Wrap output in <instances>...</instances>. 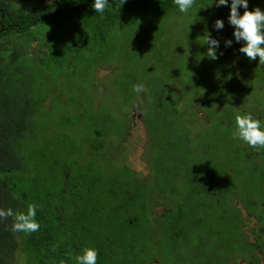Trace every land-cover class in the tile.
Listing matches in <instances>:
<instances>
[{
  "label": "trees",
  "instance_id": "obj_1",
  "mask_svg": "<svg viewBox=\"0 0 264 264\" xmlns=\"http://www.w3.org/2000/svg\"><path fill=\"white\" fill-rule=\"evenodd\" d=\"M251 1L254 0H249V3ZM24 2L23 8H11L8 3L0 1V208L26 212L30 204L36 203L39 206L36 219L40 228L31 234L17 233L11 230L12 218L0 221V264H75L74 257L86 247L98 250L97 264H155L157 257L147 256L149 250L144 244L155 241L156 235L160 237V242L169 246L173 239H179L176 228L184 222L190 227L212 223L209 232L215 243L221 235L227 249L226 262L233 259L231 250L234 247H241L239 257L243 258V254L244 257L249 256L246 250L252 246L249 237H246L248 230L244 229L246 219L243 211L252 212L256 200L242 195L246 191L261 193L264 186V173L254 162L259 158L258 154L253 148L247 149L242 141L226 140L224 158L230 165L224 168V162L219 163L222 155L216 154L204 161L206 150L202 149L206 147H198L199 151L190 148V141L199 137L219 136L220 124L202 123L200 111V100L207 99L208 95L205 89L211 90L212 87L203 68V54L208 46L200 51L196 59L189 61L191 69L200 74L198 83L191 88L188 84H172L173 89H169L168 96L170 100L165 101V91H157L156 88L154 91L155 83L142 81L143 74L151 75L156 67L164 76L179 74V69L170 64V53L166 51L170 48L168 43L172 46V41L177 42L180 37L170 39L164 34V19L195 16L197 24H204L205 37L211 33L213 38L217 36L216 39H220L219 51L223 55L219 59L225 61V58L232 57L222 43L232 38L233 30L230 31L227 20L229 8H206L211 0H196L194 9L184 14L178 10L174 0H125L121 7L119 0H114L113 7L100 15L92 8L93 0ZM216 19L224 20L223 30L213 28ZM60 20L72 22L69 26L64 25L69 43L66 49L73 57L68 67L78 61L87 63L83 72H86L91 88L102 83L97 77L98 69L109 67L111 74L115 73L121 79L113 86L118 89L115 99L119 101L122 98L126 102L125 107L132 109V99L136 97L134 85H145L144 93H136L142 99V124L146 133L144 153L167 146L183 149L184 160L199 158L196 160L198 166L191 167L189 171L183 170L175 159L186 175L184 179L173 178L175 172L168 177L169 174L154 163L163 174H160L156 184L150 180L144 188L133 177L135 172L128 164L127 172L114 169L101 172L96 161L88 157L91 154L85 151L84 145L76 142V135L86 130L94 131L101 137L106 133L102 129L103 123L91 114L90 107L76 102L79 96L75 98L71 92H62L60 89L64 88L59 83H54V86L48 83L55 92L51 90L48 97L44 95L47 88L44 84L47 78L45 69L56 63L61 66L63 58L66 59L64 53L52 47L48 42L52 39L44 40L42 47L36 44L31 66L28 67L25 62L29 56H24L21 45H10L12 40L6 37L11 32L26 34L39 23H59ZM158 34L163 35L159 37L161 42ZM145 48L152 56V64L142 69L139 59ZM188 48L191 53L196 50V47ZM90 53L100 57L91 59ZM52 57L56 58L52 61ZM84 57L89 59L84 60ZM235 66H228L230 74L224 76L228 83L226 93L232 92L237 99V95L243 93L232 88ZM209 68L213 70L216 65L211 63ZM75 74L59 71L57 76L66 79ZM77 92L83 96V89ZM182 92H187L185 102ZM196 96H199L198 106L191 101ZM186 105L189 111L184 108ZM80 108L82 113L76 114V118L67 113L68 109L77 113ZM40 109L45 110V118L48 114L52 116L48 118L50 121L45 122V118L37 120ZM108 110L102 109L101 113L98 110L97 113L109 114L111 111ZM206 114L219 115L212 110ZM129 115L130 112L125 119L127 127L118 126V132L124 133L125 138ZM76 126L80 131L70 134L69 130ZM100 147L98 142L94 152ZM152 170L149 169L150 173ZM160 182L167 188L163 194L157 189ZM159 200L166 202V207L160 212L156 210ZM259 209L257 215L262 218L264 206L259 205ZM162 225L176 227L175 232L166 231L163 234ZM155 227H160V231L156 232ZM161 236L167 239H161ZM256 242L254 248L260 244L258 240Z\"/></svg>",
  "mask_w": 264,
  "mask_h": 264
},
{
  "label": "rangeland",
  "instance_id": "obj_2",
  "mask_svg": "<svg viewBox=\"0 0 264 264\" xmlns=\"http://www.w3.org/2000/svg\"><path fill=\"white\" fill-rule=\"evenodd\" d=\"M3 3H8L11 8H23V4H25V0H0ZM41 0H34V2H40ZM250 10H252L254 7H260L262 10H264V0H254L250 3ZM229 11V9H228ZM241 12V11H240ZM228 13V12H227ZM243 12H241L242 14ZM229 14V13H228ZM192 16V15H191ZM190 17V16H189ZM195 17V16H194ZM194 17L191 18H171V19H164L163 20V30H165L164 34L167 35L170 39L174 36H177V38L180 37V40L176 42V40L172 41V46L168 43L169 47L166 51L169 54V62L172 66H175L177 69H179V74H176L175 76L172 74H167L164 76L160 71L159 68L156 67L155 71L151 73V75H144L142 77L143 83L147 81H151L155 83L154 91H165L166 93V99L165 101L170 100L168 98L169 96V89H173L171 86L172 84H188V86L194 87L199 80L200 74L195 72L190 67L191 60L196 59L200 55V51H203L204 48H206L207 45H205V40L207 37L204 36L203 30H204V24H197ZM11 22V20L9 19ZM72 24L71 21H65L60 20L59 23L52 22V23H39L38 25H35L28 33L26 34H19L16 35V33L8 34L6 37L11 38L12 43L10 45H21L22 49L24 50L25 57L29 56L28 61L26 60V65L29 67L31 66V57L34 54L35 50L34 48L42 47L44 40L52 39L48 42L52 45L53 48L60 50L64 53L66 56V59L63 58L64 62L61 64L56 63L52 67L50 66V69H45L46 79L44 81L45 86L47 87L44 95L47 96L50 94L51 90L52 93L54 91V83H59L61 87L64 89H60L62 92H71V95L76 98L79 96V99L76 100L80 105L82 106H88L90 107V112L92 115H95L98 120H100L104 126H102V129L105 131L106 135L103 137L98 136L96 132L86 130L85 132H80L81 135L78 136L77 139L75 138L76 142L80 145H84V149L86 152L91 154V156H88L90 159H93L96 161L95 163L98 165V169L102 172L104 170L112 171L114 170H124L126 171V164H128L133 171L135 172V177L138 180V184L142 187L148 186L146 182L153 181V184L157 183V181L160 180V174H163L162 172H159V170L155 167V164H157V167L163 171L169 174L168 177L172 174V172H175V176L173 178L177 179H184L186 175L182 173V170L180 168L181 164L183 167V170H190L191 167H196L198 164L196 163V160H200L199 158L193 159V161L188 158L187 160L182 159V154H184V150L176 149V148H168L167 146L164 148L156 147L154 150L150 149L149 151H146L144 153L143 146L146 142V134L143 129L142 119L138 116L143 114V108L141 107L142 99L140 98V95H136V97H133V108L130 109L126 108V102L125 100L119 99L117 101L115 98V95L117 94L116 90L117 87H113L115 83L121 82L119 75L113 73L111 74L112 70L109 67H102L98 69V80L102 81L100 85L96 84L95 88H91L90 84L88 83V77L86 76V72H83L86 68V64H83L82 61H78L76 63H73L68 67V65L71 63V51L69 49H66V45L68 43V39H66L65 30L67 29L66 26ZM15 25V24H14ZM189 26V28H188ZM230 31H232V27L230 26ZM14 31V30H13ZM162 34H158L159 37H162ZM217 38V36L215 37ZM231 39V38H229ZM163 39L162 41H164ZM220 40V39H219ZM159 42H161V39H159ZM224 44V42H222ZM37 44V45H36ZM234 46L230 49V47H226V51L231 54L232 57L235 58L234 61L224 62V66H232L237 64H240V66L237 68V79L234 80V83L238 87V90L240 95H233L232 92L229 93V91L226 93L225 88L226 85H228L225 76L229 75L231 69L228 67L226 69H222V67L214 68L213 74L210 77V71L208 70L209 63H212L213 60H210L206 57V53L203 54V68L205 70V77L208 80H212L213 84L216 85L213 89L208 91L207 99L202 98L201 101V112L209 113L210 110H212L213 113L219 114L218 118L216 119V122L212 120L211 123L216 125V123L219 125L220 130L218 131L219 136H211L208 138V136L205 137H199L195 141H190L191 143V149L198 150V147H206V150L203 153V160L207 161L210 159L211 156L220 154L222 159L219 161V163L224 162L223 166L224 168L229 167V162L224 158L225 148L224 143L226 140H237L234 138L233 133L235 131L234 129V122L235 117L237 115H243L246 112H250L254 115L256 118L264 119V64H259L258 59L249 61L243 54L239 53L238 49L241 47L240 45L233 43ZM45 46V45H44ZM162 46L164 44L162 43ZM194 49L196 47L195 52H190L189 48ZM151 49V48H150ZM179 53V54H178ZM142 57L139 59L142 69H146L151 66L152 62L151 60V54L148 52V48H145L143 50V53L141 54ZM89 58L96 59L100 57V55L90 53ZM56 57H52V61ZM88 57H84V60H88ZM90 61V60H89ZM255 62V63H254ZM91 64L92 63H88ZM105 64V63H104ZM258 68H255L254 65ZM169 66V65H168ZM68 67V68H67ZM158 68V69H157ZM180 69L182 72H180ZM59 71L61 72H71L76 73L72 78H66L62 79L57 76V73L59 74ZM236 71V70H235ZM217 73L219 74L220 78L216 79ZM110 74V75H108ZM108 75V76H106ZM141 76V75H140ZM140 76L139 79H140ZM119 77V78H118ZM158 79V80H157ZM53 80V81H49ZM70 82H67L69 81ZM162 80V81H160ZM55 81V82H54ZM159 81V82H158ZM48 83H53V86H50ZM64 84V85H62ZM66 84V85H65ZM59 86V87H60ZM97 87V88H96ZM50 88V90H49ZM156 88V90H155ZM232 88H234L232 86ZM83 89V96H80V94L77 92V90ZM85 89V90H84ZM102 91V93H101ZM98 92V93H96ZM183 94V101H186L187 92H182ZM220 93V94H218ZM130 95H133L131 93ZM245 95V96H243ZM48 97V96H47ZM68 97V95H66ZM131 97V96H130ZM55 98V96H53ZM52 102H55L56 99H51ZM197 98H192V102L198 101ZM206 100L210 101V103H205ZM132 106V104H131ZM187 106V105H186ZM105 107V108H104ZM214 107V108H213ZM148 108V107H147ZM189 111V106L184 107ZM102 109H110L108 111H111L109 114H99L102 112ZM99 110V113L97 111ZM186 110V111H187ZM67 111V110H66ZM145 111L146 107H145ZM65 111L63 110L62 113ZM69 112L71 118H76V114H81L82 109L80 108L78 112ZM122 112L125 114H122ZM130 112V115L128 116L129 124H128V131L125 138L124 133L118 132V126H122L123 129L127 127V121L126 115ZM219 112V113H218ZM45 110L40 109V112L37 114V120L41 121L45 118ZM195 116V111L194 114ZM52 116L48 114V116L45 118V122L50 121L48 118ZM203 122L206 123V116L202 117ZM112 120L111 124H108L107 122ZM131 120V121H130ZM38 122H36L37 124ZM75 123H77L75 121ZM224 126V127H222ZM80 131V128L78 126L74 128H71L69 130L70 134L76 133ZM88 132V133H86ZM202 135V134H199ZM225 136V137H223ZM91 137V139H89ZM87 138V140H86ZM202 140V142H201ZM98 142L100 143L101 147L97 152H94ZM122 142V143H121ZM144 142V143H143ZM201 142L200 145L196 146L197 143ZM215 142V143H214ZM173 144H175L173 142ZM118 147V149H116ZM246 148L251 149L248 145H246ZM256 154H258L259 158L254 160L255 163H257L258 168L262 170V173H264V149H254ZM144 153V154H143ZM142 155V156H141ZM174 156V157H173ZM235 159V157H233ZM146 160V162L144 160ZM175 159L179 162L176 163ZM148 160V161H147ZM236 160V159H235ZM70 161V160H69ZM68 161V164H70ZM72 163V162H71ZM151 165H150V164ZM218 163V164H219ZM96 165V166H97ZM127 165V166H128ZM153 168L152 173H150L149 169ZM127 172V171H126ZM149 174V175H148ZM148 175V176H146ZM158 176V177H156ZM157 189L160 193H165L167 188L164 186L161 182L158 184ZM261 193L257 191H246L242 195L243 197H248L249 199L256 200L253 207V212L250 213V216L247 215L243 211L244 218H246V225L251 226L255 224V219L253 215H257L260 213L259 205L264 206V186L261 189ZM144 195V192L142 193V197ZM174 198V197H173ZM260 203V204H258ZM166 202L164 203L163 200L158 201V206H156L157 211H161L163 207L165 208ZM243 210V209H242ZM251 210V209H250ZM252 211V210H251ZM264 212V211H263ZM176 216V214H174ZM177 217V216H176ZM262 220L264 221V216H262ZM183 219V217H182ZM184 220V219H183ZM181 227H171L169 225H162V233L164 234L166 231L171 232L172 234L175 232L178 233L179 239H173L171 242L168 243L169 246H167L165 243H162L159 241V236H154L155 241H148L144 246L149 250L147 252V256L150 257H157L155 264H228V261L226 262V248L224 245V241L220 235V240L216 241V243L213 241V235L209 232L210 227L213 226L212 223H206L204 226L198 227H190L185 224ZM262 225L260 226V228ZM264 227V226H263ZM156 232L160 231V227L154 228ZM263 234H255L254 236L256 238H260V244H264V239L260 236ZM161 239H167L163 238L161 236ZM143 246V247H144ZM239 246V245H238ZM209 248L210 250L213 249L212 252H209L207 250ZM238 249H232L231 250V256L233 258L239 257L241 254V247H237ZM18 261V259H17ZM24 263V262H23ZM16 264V263H15Z\"/></svg>",
  "mask_w": 264,
  "mask_h": 264
},
{
  "label": "clouds",
  "instance_id": "obj_3",
  "mask_svg": "<svg viewBox=\"0 0 264 264\" xmlns=\"http://www.w3.org/2000/svg\"><path fill=\"white\" fill-rule=\"evenodd\" d=\"M124 3L125 0H119V7ZM174 3L181 13L188 14L194 9L196 0H174ZM92 5L95 13L103 15L108 8L113 7L114 0H93ZM210 6L229 8L227 20L233 31L232 38L224 40V46L231 47L233 43L240 44L239 53L249 61L258 59L259 64H264V10L260 7L248 10L249 0H211L206 8ZM240 9H244L242 14ZM224 27L223 19L215 20L213 25L215 30H223ZM205 45L208 46L206 57L210 60L215 61L219 59L220 55H223V52L219 51L220 40L213 38L211 33H208ZM215 78H220L218 73ZM145 90L143 83L134 85V91L137 94L144 93ZM234 129L235 139L244 142L251 148L264 149V119L256 118L252 113L246 112L235 117ZM38 207L36 203H32L26 212H17L12 208H0V221L12 218V231L25 234L35 233L40 228V223L36 219ZM98 255L96 248L86 247L81 254L74 257L75 264H97Z\"/></svg>",
  "mask_w": 264,
  "mask_h": 264
},
{
  "label": "flooded vegetation",
  "instance_id": "obj_4",
  "mask_svg": "<svg viewBox=\"0 0 264 264\" xmlns=\"http://www.w3.org/2000/svg\"><path fill=\"white\" fill-rule=\"evenodd\" d=\"M229 60L230 61H234L235 58L229 56V57L225 58V61L218 59V60L213 61L212 64H215L216 68H218V69L220 67H222V69H226V67L224 66L223 63L226 62V61L229 62ZM210 65H211V63H209V65H208V70L210 71V77H211V75L213 74V72H212L213 70L209 68ZM235 65L236 66H235V68L232 71V73L234 74V76H233L234 78H233L232 82H233L234 89L238 90V87H237L236 84H239V82L238 83H234V80L238 78L237 77L238 76L237 75V68L240 66V64H237V62H236ZM211 79H212V77H211ZM212 80H208L209 83L212 85L211 89L216 87V85L213 84ZM209 90L210 89H205L206 93ZM218 94H220V93H218ZM196 98L199 99V96H196ZM194 103H196L197 106H198L200 101L198 100V101H195ZM190 109H192V108H190ZM201 116L202 117L206 116V123H209V122H212L211 118H213V120H215V119L218 118L219 115L210 116L209 114H206L205 112H201ZM138 117L142 119L143 115H139ZM143 148H144V146H143ZM251 213H253V211ZM246 214L250 216V213H246ZM258 216L259 215H255V214L253 215V217H254V219L256 221L254 225H251V226L245 225V227H244L245 230H248V232L246 234V237H249V242H250V245L252 246L250 249L248 248V250H246V251H248L250 258H248L249 256H245L244 257L245 254H243L242 255L243 258H241V257L233 258L232 260L228 261V264H264V244H258L259 246L254 248V246H256V244H257L256 240L260 241V238H256L254 236L255 234H258V235L260 233L263 234V235H260V236L264 239V227H263L264 226V221L262 220L263 217L261 218V216H259V217ZM261 225H262V227L260 228ZM251 251H253V252H251Z\"/></svg>",
  "mask_w": 264,
  "mask_h": 264
}]
</instances>
